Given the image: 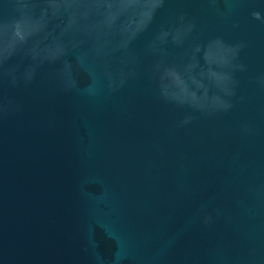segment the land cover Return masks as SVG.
<instances>
[{
	"label": "water",
	"instance_id": "water-1",
	"mask_svg": "<svg viewBox=\"0 0 264 264\" xmlns=\"http://www.w3.org/2000/svg\"><path fill=\"white\" fill-rule=\"evenodd\" d=\"M0 264H264V0H0Z\"/></svg>",
	"mask_w": 264,
	"mask_h": 264
}]
</instances>
